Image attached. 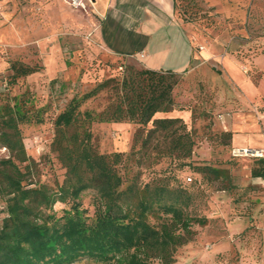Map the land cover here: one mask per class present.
<instances>
[{
    "label": "rangeland",
    "instance_id": "374dc122",
    "mask_svg": "<svg viewBox=\"0 0 264 264\" xmlns=\"http://www.w3.org/2000/svg\"><path fill=\"white\" fill-rule=\"evenodd\" d=\"M227 3L232 12H214L204 0H179L177 20L197 53L207 52L210 59L198 56L189 69L177 74L176 108L155 118H179L188 126L195 139L190 166L180 170L181 163L169 157L149 168L145 160L138 163L139 156L130 160L128 176L141 172L144 183L170 172L183 185L191 183L189 177L198 182L190 188L192 197L186 212L205 219L206 224L192 227L196 236L178 249L175 264L187 263L190 248L201 251V256L207 254L206 261L215 264H264V180L251 175L254 161L264 158V0ZM92 14V4L87 10H75L63 0H0V109L9 103L18 104L26 116L19 129L32 166L27 182L53 187L63 182L65 170L50 148L55 120L74 99L109 78H119L127 66L144 68L135 59L107 53L93 40ZM228 57L238 62L230 74L222 67ZM13 62L38 64L42 70L12 83ZM147 69L170 68L165 64ZM109 100V93L104 92L87 101L81 110L98 114ZM244 125L248 134L239 130ZM137 129L128 122L94 123V143L101 153L130 155ZM224 132L233 134L231 143ZM245 148L256 153L236 155ZM9 157V151H0V159ZM198 166L225 170L230 181L201 182L194 171ZM225 184L228 189L221 190ZM95 196L88 191L81 199L88 210L86 216L91 218L88 222L95 216ZM5 203L0 194V222L5 217ZM64 209V205H56L58 217ZM149 222L158 225L161 220L150 218ZM201 259L205 262L204 257ZM73 264L103 263L84 259Z\"/></svg>",
    "mask_w": 264,
    "mask_h": 264
},
{
    "label": "trees",
    "instance_id": "16d2710c",
    "mask_svg": "<svg viewBox=\"0 0 264 264\" xmlns=\"http://www.w3.org/2000/svg\"><path fill=\"white\" fill-rule=\"evenodd\" d=\"M10 70V81L16 83L42 67L13 62ZM179 82L173 71L127 66L119 78H109L74 99L55 120L50 149L65 170L63 182L55 187L27 182L32 166L19 129L26 116L18 104L0 109V150L10 153L8 159H0V194L6 200L0 222V264H73L84 259L103 264L177 262L178 249L196 236L192 227L206 224L186 212L190 188L198 182L189 177L191 183L183 185L172 172L145 183L141 172L128 175L130 160L136 156L140 165L146 161V168L165 157L180 162V170L190 166L195 139L188 126L179 118H155L175 110ZM104 92L110 100L102 112L81 110ZM124 122L138 126L130 155L101 153L94 143L93 124ZM223 135L232 142L231 132ZM194 171L201 182L230 181L225 170L198 166ZM251 175L264 180V158L254 161ZM227 189L225 184L221 190ZM88 191L96 194L92 222L81 202ZM57 204L65 206L60 217ZM150 218L161 223L152 225Z\"/></svg>",
    "mask_w": 264,
    "mask_h": 264
},
{
    "label": "crops",
    "instance_id": "0c3cea01",
    "mask_svg": "<svg viewBox=\"0 0 264 264\" xmlns=\"http://www.w3.org/2000/svg\"><path fill=\"white\" fill-rule=\"evenodd\" d=\"M94 24L92 37L107 53L117 58H131L144 68L168 66V71L181 74L190 68L198 56L210 59L207 52L197 53L186 29L177 20L179 0H91ZM214 12H232L227 0H204ZM236 58L222 62L227 74L236 67ZM229 72V73H228ZM248 134L246 125L241 126ZM234 127L231 128L233 130ZM238 133V132H237ZM255 135L254 133H251ZM250 139V138H249ZM249 139L246 142L249 143ZM247 149V148H245ZM186 264H215L207 262V254L190 248Z\"/></svg>",
    "mask_w": 264,
    "mask_h": 264
},
{
    "label": "built area",
    "instance_id": "2783aa9c",
    "mask_svg": "<svg viewBox=\"0 0 264 264\" xmlns=\"http://www.w3.org/2000/svg\"><path fill=\"white\" fill-rule=\"evenodd\" d=\"M63 1L75 10H87L88 6L92 4L91 0H63ZM254 153L256 152L252 150H248V149H243V150H238L236 155L237 156H250V155L253 156ZM188 181L191 182L192 179L188 178Z\"/></svg>",
    "mask_w": 264,
    "mask_h": 264
},
{
    "label": "bare ground",
    "instance_id": "6f19581e",
    "mask_svg": "<svg viewBox=\"0 0 264 264\" xmlns=\"http://www.w3.org/2000/svg\"><path fill=\"white\" fill-rule=\"evenodd\" d=\"M258 154H259V152H258Z\"/></svg>",
    "mask_w": 264,
    "mask_h": 264
}]
</instances>
